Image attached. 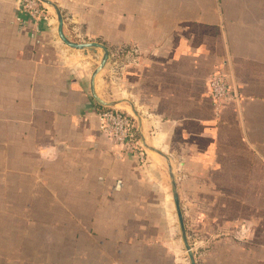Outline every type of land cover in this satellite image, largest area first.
Here are the masks:
<instances>
[{"label": "crops", "instance_id": "crops-1", "mask_svg": "<svg viewBox=\"0 0 264 264\" xmlns=\"http://www.w3.org/2000/svg\"><path fill=\"white\" fill-rule=\"evenodd\" d=\"M52 1L165 155L117 157L101 49L0 0V264H191L167 157L197 264H264V0ZM218 71L239 97L217 112Z\"/></svg>", "mask_w": 264, "mask_h": 264}, {"label": "built area", "instance_id": "built-area-1", "mask_svg": "<svg viewBox=\"0 0 264 264\" xmlns=\"http://www.w3.org/2000/svg\"><path fill=\"white\" fill-rule=\"evenodd\" d=\"M20 8L33 19L48 20L49 6L40 0H20ZM210 93L218 112L227 100H236L239 95L233 92L223 71L214 73L210 82ZM99 129L110 143L117 157L134 155L143 165L148 158V149L144 146L136 127V116L116 107L103 108L97 113Z\"/></svg>", "mask_w": 264, "mask_h": 264}, {"label": "water", "instance_id": "water-1", "mask_svg": "<svg viewBox=\"0 0 264 264\" xmlns=\"http://www.w3.org/2000/svg\"><path fill=\"white\" fill-rule=\"evenodd\" d=\"M40 1L46 3L49 6H52L57 11L58 21H59L58 32H59L61 39L65 43H67L68 45H70L72 47L80 48V49H83V48H89V49L99 48V49H101V54L98 56L100 61H99L98 65L95 67V69L93 70L92 76H91L92 93H93V96L104 107H113L118 101H116V100H114V101L104 100V99L98 97L95 90H94L95 78H96L97 74L104 68V66L106 65V63L109 59L108 47L103 42L97 41V40L77 41V40L72 39L64 31V18H63V15H62L60 9L58 8V6L52 0H40ZM139 131H140L141 140H142L144 146L148 150H155V151L165 155L164 153H162V151L156 149L155 147H153L152 145H150L147 142L142 130L140 129V126H139ZM167 166H168L169 174L171 177V182L173 185L174 202H175L176 211H177V215H178V219H179V223H180V227H181V231H182V237H183L184 245L186 247V250H187L188 256L190 258L191 264H197L195 256H194V251L192 249L191 243L188 239L187 232H186V226H185L184 216H183V212H182V208H181L180 197H179V193H178L175 173H174L172 164H171L168 157H167Z\"/></svg>", "mask_w": 264, "mask_h": 264}, {"label": "trees", "instance_id": "trees-1", "mask_svg": "<svg viewBox=\"0 0 264 264\" xmlns=\"http://www.w3.org/2000/svg\"><path fill=\"white\" fill-rule=\"evenodd\" d=\"M103 108L105 109V108H108V107H102V109H103Z\"/></svg>", "mask_w": 264, "mask_h": 264}, {"label": "rangeland", "instance_id": "rangeland-1", "mask_svg": "<svg viewBox=\"0 0 264 264\" xmlns=\"http://www.w3.org/2000/svg\"><path fill=\"white\" fill-rule=\"evenodd\" d=\"M187 252V251H186Z\"/></svg>", "mask_w": 264, "mask_h": 264}]
</instances>
